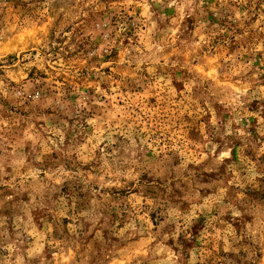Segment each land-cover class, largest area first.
<instances>
[{
    "label": "rangeland",
    "instance_id": "obj_1",
    "mask_svg": "<svg viewBox=\"0 0 264 264\" xmlns=\"http://www.w3.org/2000/svg\"><path fill=\"white\" fill-rule=\"evenodd\" d=\"M0 264H264V0H0Z\"/></svg>",
    "mask_w": 264,
    "mask_h": 264
}]
</instances>
